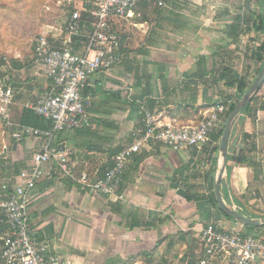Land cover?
<instances>
[{
	"label": "crops",
	"instance_id": "obj_1",
	"mask_svg": "<svg viewBox=\"0 0 264 264\" xmlns=\"http://www.w3.org/2000/svg\"><path fill=\"white\" fill-rule=\"evenodd\" d=\"M211 1L168 0L162 8L139 5L111 22V32L113 25L116 30L114 48L122 62L95 73L82 87V96L90 100V125L57 133L53 142L71 175L64 174L52 159L43 165L44 173L30 191L31 234L37 241L47 242L63 264H194L202 251L201 229L214 220L228 229L264 238V226L250 229L231 221L217 207L214 185L221 135L219 139L213 136L223 121L199 152L173 151L150 142L133 154L121 177L123 200L83 189L76 180L82 172L91 179L100 177L111 166L113 156L135 140L143 129L140 102L153 105L147 107L162 123L184 126L198 122L206 109L223 101L214 89L219 83L224 85L215 70L217 58L236 73L237 64L243 62L236 56L241 42L225 47L224 28L230 18L209 13ZM135 29L141 31L139 42L131 37ZM85 47L81 45L78 53ZM223 49L233 52L231 59L218 56ZM34 74L37 77H28V87L23 90L22 76L17 77V95L11 103L12 122L17 126L23 125L24 110H31L50 84L42 72L35 70ZM253 110L252 105L234 121L227 156L241 149L248 155L256 153L260 175L255 178L251 167L228 158L220 194L230 209L263 219L264 110L256 117ZM244 133L260 142L250 144L249 137L243 140ZM5 147L0 183L15 187L22 184L19 174L30 168L39 144L11 137Z\"/></svg>",
	"mask_w": 264,
	"mask_h": 264
},
{
	"label": "built area",
	"instance_id": "obj_2",
	"mask_svg": "<svg viewBox=\"0 0 264 264\" xmlns=\"http://www.w3.org/2000/svg\"><path fill=\"white\" fill-rule=\"evenodd\" d=\"M143 1L158 8L168 5V0H93L88 10L93 20L83 53H74L68 48L71 36L78 34L81 28L79 10H74L66 22L68 36L62 47H54L45 35L37 40L32 66L42 72L50 84L30 108L34 114L50 121L51 126L19 125L12 133L15 140L31 139L39 148L30 168L19 174L22 184L9 187L0 183V214L7 226L0 237L1 264H63L47 242L37 241L31 234L28 225L30 191L42 177L43 165L52 159L58 161L64 174L71 175L65 159L53 146L54 139L57 133L90 125V100L82 96L81 89L95 73L108 71L122 62V56L114 48L116 37L111 33V22L129 15ZM85 6L80 8L85 11ZM0 96V112L8 116L13 98L10 88H5ZM139 108L143 129L130 145L113 156L111 166L100 177L91 179L86 172L80 173L76 180L81 188L123 200L121 177L133 154L150 142H159L173 151L194 149L199 152L211 142L227 110L223 102H217L203 112L198 122L175 126L162 123L144 103L140 102ZM200 237L202 251L200 255L197 253L194 264H264L263 237L228 229L218 220L208 222L201 229Z\"/></svg>",
	"mask_w": 264,
	"mask_h": 264
},
{
	"label": "rangeland",
	"instance_id": "obj_3",
	"mask_svg": "<svg viewBox=\"0 0 264 264\" xmlns=\"http://www.w3.org/2000/svg\"><path fill=\"white\" fill-rule=\"evenodd\" d=\"M92 1L93 0H0V95L5 88H10L11 94L13 95V102L14 95H17L16 87L18 85V75L22 76L20 79V82H22V90L27 89L28 84H26V82L30 81L27 78L37 77L34 74L36 69L32 66V56L37 40L42 35H45L53 43L66 39L68 36L65 29L66 22L72 12L74 10H79V13H81L83 10L80 6L83 4H86L85 7L89 10ZM246 1L247 0H212L211 6H213V8L209 13L212 12L213 16H220L222 19H229L231 16L237 14L239 8L242 9L246 6ZM249 2L251 9H253L256 14L264 13V0H250ZM203 6H205L206 9V3H204ZM122 29H125V27H122ZM112 31L111 33L113 35L116 34L115 25H113ZM86 33H88V31ZM125 33H127V31ZM130 33L132 34L131 37H133L136 42L140 41V36L138 34H140L141 31L135 29V31ZM263 38V34L257 35L254 32L243 34L239 39V43L241 42L239 48V54L241 55L239 56L240 60H243L245 57L244 51L246 47L250 45L254 49L258 44L263 42ZM14 60L28 66L27 71L23 72V69H14L12 65ZM2 62H4V64ZM217 62L218 67L215 69L216 73L219 72L218 70L224 65L219 58H217ZM258 69L259 64L253 61L245 62V60H243L242 63L237 64L236 73L237 75L245 76V81L247 83L246 89H248L251 82L258 75ZM38 73L41 74L40 71H37V74ZM214 89L217 90L218 95H222L221 99H223L226 109L229 104H235L240 99L238 91L228 88L222 83H219ZM256 95L258 99L254 100L251 104L254 107V117L258 115L260 112L259 110H264L262 108L264 106V98L261 97L264 95V89H260ZM11 112L14 113V107H12L11 104L8 107V116L0 112V162L4 161L2 156L5 155L8 150V147H5V145H10L11 135L18 127L12 122L13 117H11ZM239 122L240 120L236 121L237 124ZM223 125L224 122L221 125L222 128ZM237 128L238 126L236 129ZM220 129L221 128H219L218 131ZM263 140L264 137L261 142ZM248 141L250 144L255 143V141L256 143L257 141L258 143L260 142V140L253 139L250 136ZM254 156L256 159L257 154L254 153ZM259 184L261 183L257 182L256 185ZM231 221L234 222V220Z\"/></svg>",
	"mask_w": 264,
	"mask_h": 264
},
{
	"label": "trees",
	"instance_id": "obj_4",
	"mask_svg": "<svg viewBox=\"0 0 264 264\" xmlns=\"http://www.w3.org/2000/svg\"><path fill=\"white\" fill-rule=\"evenodd\" d=\"M250 0L246 1V6L242 9L239 8V11L234 16H231L229 19L228 24H226L224 28V32L226 34L228 42H226V46L228 47L229 44L238 45L239 39L243 34H247L250 32H254L257 35L263 34L264 37V13L263 14H256V12L251 9L250 7ZM144 6V8L148 5L146 2H141L138 4V6ZM137 6V7H138ZM87 9V8H86ZM92 16L88 13V10L82 11L80 13V22H81V28L79 30L78 34L71 36V41L68 44V48L74 52L78 53V48L81 45H86L88 41V36L86 33L87 31H90V24L92 22ZM85 30V31H84ZM54 47L60 48L63 46V44L60 41L52 43ZM228 51V52H227ZM233 52L223 49L218 53V56L221 57H227V59H231V55ZM237 57L241 56L239 54L236 55ZM244 59L245 62H255L259 64L258 71L260 72L263 62H264V38L263 42L258 44L254 49L249 45L245 48L244 51ZM4 64V62H2ZM13 68L16 70L22 69L25 67V65L19 61L14 60L12 62ZM219 78L224 81V85L229 88H233L236 91L239 92V98L244 94V92L247 90V83L245 81V76L237 75L231 67L227 65H223L222 68L219 70ZM264 84V83H263ZM260 89H264L263 85ZM258 99L257 95L253 97L251 103H249L244 111H250L252 107V102L254 100ZM224 103V101H222ZM234 103H231L228 105V108L225 112V115L223 117V120L226 119L228 113L230 110L234 107ZM149 108H152L153 105L147 104ZM264 109V106L262 107ZM22 124L23 125H31L35 127L40 128H49L51 126V122L45 120L44 118L34 114V112L30 109L24 110V116L22 117ZM224 122V121H223ZM222 129V127H221ZM221 129L218 131L217 134L213 136L214 139H219V136L221 135ZM249 137L248 134H243V140H246ZM231 158L236 164H246L247 166L251 167L254 172V177L258 178L260 175V164L255 160L254 155H248L241 149L238 153H232L231 155L227 156V159ZM89 176V174H88ZM250 229H258L261 230L263 227H253L248 226ZM7 226L4 223V220L2 218V215L0 214V237L6 232ZM1 243V241H0Z\"/></svg>",
	"mask_w": 264,
	"mask_h": 264
},
{
	"label": "water",
	"instance_id": "obj_5",
	"mask_svg": "<svg viewBox=\"0 0 264 264\" xmlns=\"http://www.w3.org/2000/svg\"><path fill=\"white\" fill-rule=\"evenodd\" d=\"M263 83H264V62L258 75L251 82L248 89L244 92V94L241 96L239 101L235 103L234 107L230 110L224 121L222 133L220 137V143H219V154H218L219 171L214 185V195L219 211L225 217L231 220H234L243 225H249L254 227L264 226V218L263 219L248 218L242 215L241 213L230 209L222 200L220 194V183H221L222 175L224 174L225 171L228 140L232 125L236 120L237 116L246 108V106L252 101L253 97L258 93Z\"/></svg>",
	"mask_w": 264,
	"mask_h": 264
}]
</instances>
